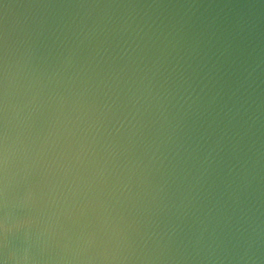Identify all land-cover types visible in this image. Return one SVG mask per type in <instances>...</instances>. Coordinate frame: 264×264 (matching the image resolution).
Listing matches in <instances>:
<instances>
[{
    "label": "water",
    "instance_id": "1",
    "mask_svg": "<svg viewBox=\"0 0 264 264\" xmlns=\"http://www.w3.org/2000/svg\"><path fill=\"white\" fill-rule=\"evenodd\" d=\"M0 264H264V0H0Z\"/></svg>",
    "mask_w": 264,
    "mask_h": 264
}]
</instances>
